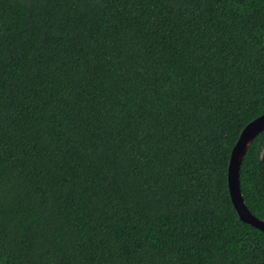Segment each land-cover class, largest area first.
<instances>
[{
  "label": "trees",
  "instance_id": "obj_1",
  "mask_svg": "<svg viewBox=\"0 0 264 264\" xmlns=\"http://www.w3.org/2000/svg\"><path fill=\"white\" fill-rule=\"evenodd\" d=\"M263 114L264 0H0V264H264Z\"/></svg>",
  "mask_w": 264,
  "mask_h": 264
},
{
  "label": "water",
  "instance_id": "obj_2",
  "mask_svg": "<svg viewBox=\"0 0 264 264\" xmlns=\"http://www.w3.org/2000/svg\"><path fill=\"white\" fill-rule=\"evenodd\" d=\"M264 132V114L250 122L242 132L231 151L228 165V190L232 204L240 220L264 233V220L257 218L247 208L241 192V168L249 147ZM264 156V151L261 158Z\"/></svg>",
  "mask_w": 264,
  "mask_h": 264
}]
</instances>
